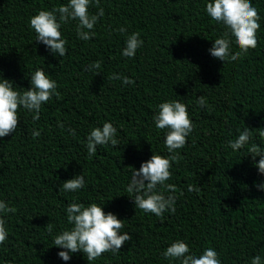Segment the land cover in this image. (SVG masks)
<instances>
[{"label": "trees", "instance_id": "obj_1", "mask_svg": "<svg viewBox=\"0 0 264 264\" xmlns=\"http://www.w3.org/2000/svg\"><path fill=\"white\" fill-rule=\"evenodd\" d=\"M208 2L100 0L104 16L90 40L77 38V21L62 25L67 52L61 58L35 40L29 21L68 0H0L3 78L27 90L31 75L43 68L60 93V99L53 96L42 105L38 121L20 108L15 132L0 138V201L16 209L0 214L8 232L0 264H89L79 252L63 261L57 253L64 249L53 243L71 227L66 208L74 202L102 206L123 220L121 234L132 237L118 253L106 252L90 264H179L162 255L176 240L197 255L213 248L221 264H251L257 255L264 264V190L255 186L264 183V175L254 167L259 157L253 161L247 147L228 146L246 126L251 142L264 148L258 135V128L264 129V0H250L261 17L257 47L224 63L208 51L226 31L207 15ZM89 12L98 8L92 5ZM133 32L140 33L143 45L127 58L121 53ZM236 51L233 43L231 52ZM98 60L101 69L94 76L85 68ZM112 74L134 83L110 80ZM201 95L207 107L197 105ZM173 100L187 105L194 129L176 150L181 159L172 163L165 182L177 189L176 211L159 218L137 208L126 186L132 169L138 171L152 154L169 155L167 130L156 129L153 116L159 104ZM104 122L117 128L119 143L98 145L89 158L87 136ZM79 174L85 187L63 191L62 183ZM189 185L197 190L189 192Z\"/></svg>", "mask_w": 264, "mask_h": 264}, {"label": "clouds", "instance_id": "obj_2", "mask_svg": "<svg viewBox=\"0 0 264 264\" xmlns=\"http://www.w3.org/2000/svg\"><path fill=\"white\" fill-rule=\"evenodd\" d=\"M96 6L98 12L90 14L89 7ZM205 11L214 21L221 23L226 28L223 35L214 40L210 55L224 62H233L246 56L250 49H255L258 44L257 32L261 25V17L258 10L253 7L250 0H211L206 4ZM104 16V10L100 7V0H68L67 4L53 8L51 11L40 10L30 18V27L36 34V41L42 43L50 53L64 57L67 52V40L60 31L62 25L69 21H77L76 36L78 39L88 41L96 33L93 31L98 20ZM124 27L119 32L126 33ZM235 43L239 51L231 52V45ZM143 45L139 32H133L126 36L125 47L122 55L133 58L137 50ZM101 62L95 61L86 66V71H92L94 76L100 73ZM110 80H121L124 85H131L133 80L119 74H112ZM31 87L27 90L16 87L12 81L4 79L0 73V138L13 134L19 124L18 111L25 109L32 116L33 121L40 119V110L43 104L52 100L53 96L60 99L57 91V83L49 78L43 68H37L30 77ZM20 89H23L21 91ZM197 105L207 107L204 96H198ZM159 111L153 116L156 129L167 130L164 144L169 155L167 157L152 154L150 159L142 162L139 170L132 169L126 191L134 196V205L145 213H151L163 218L165 211L175 213V203L178 199L177 189L172 184L165 183L171 179L172 163H178L181 159L177 149H181L187 142V137L193 131L194 125L189 118L187 105L179 100L165 101L158 105ZM63 127V124H59ZM258 135L264 138V129L258 128ZM75 135L74 129H68ZM239 131V130H238ZM34 138L40 136V132L34 130ZM117 128L110 122H104L102 127L93 128L87 136V152L89 158L95 156L98 145L117 146L119 140ZM253 133L248 127L239 131L235 140H229L228 146L233 150L247 147L248 155L253 161L258 173L264 175V148L251 142ZM264 190V183L255 185ZM85 187L83 175H76L62 183L65 192H76ZM193 185L188 186V191H196ZM181 195L183 193H180ZM15 208L9 207L4 201H0V214L14 213ZM67 223L70 228L63 230L54 238V246L64 249L57 253L63 261H69L72 253H82L87 261L92 262L106 252L118 253L122 246L130 241L129 233L121 234L124 227L123 220L118 219L111 212L105 213L102 206L90 203H71L66 208ZM49 233L53 226L46 225ZM8 237L5 220L0 218V245ZM169 261H179V264H221L218 253L211 247L203 250L202 254L191 253L188 245L182 240H176L162 253ZM251 264H262L261 257L255 256Z\"/></svg>", "mask_w": 264, "mask_h": 264}]
</instances>
